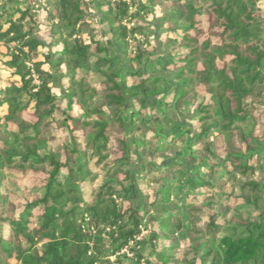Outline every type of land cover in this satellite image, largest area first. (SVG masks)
<instances>
[{
	"label": "trees",
	"instance_id": "16d2710c",
	"mask_svg": "<svg viewBox=\"0 0 264 264\" xmlns=\"http://www.w3.org/2000/svg\"><path fill=\"white\" fill-rule=\"evenodd\" d=\"M0 49V264H264V0H0Z\"/></svg>",
	"mask_w": 264,
	"mask_h": 264
},
{
	"label": "rangeland",
	"instance_id": "374dc122",
	"mask_svg": "<svg viewBox=\"0 0 264 264\" xmlns=\"http://www.w3.org/2000/svg\"><path fill=\"white\" fill-rule=\"evenodd\" d=\"M142 1L144 2V1H146V0H142ZM155 11H156V13H155ZM155 11H154V13H155L154 15H155V16H160V11H158L157 9H156ZM152 19H153V18H150L149 21H152ZM152 37H153V38H151L152 41H156V40L159 39V38H156V37H157L156 34H154ZM158 37H159V36H158ZM137 39L142 40V38H140V37H137ZM0 52H2L1 49H0ZM38 60L40 61V60H42V58L37 59V61H38ZM45 68H47V67L45 66ZM53 93H54L56 96H60V95L63 93V92H62V88L59 87V86L54 87V88H53ZM199 98H201V97H199ZM72 109H73L75 115H78V114H79V109H78V108L73 107ZM256 116L258 117V122H259V124L262 125V123H264V110H258ZM259 128H261V126L258 127V132H259ZM166 142H168V139H166ZM181 149H182L181 146H178V147L176 148V153H177L176 156H177L178 158L181 157V155H180V150H181ZM184 152H185V150H184ZM187 169L189 170V174H190V175H194V174H196V172H197V169L194 168V167L187 166ZM99 181H101V178L99 179ZM4 186H7V188H10V187H8V186H9L8 182L4 183ZM227 193H228V191H227ZM228 201H229V203H232V202L234 201V199L231 197L230 199H228ZM232 204H233V203H232ZM215 210H218V208H215ZM145 234H146V231L143 230V231H142V235H145ZM124 253L126 254V256H127L128 258L131 257V254L128 253L127 251H124Z\"/></svg>",
	"mask_w": 264,
	"mask_h": 264
},
{
	"label": "crops",
	"instance_id": "0c3cea01",
	"mask_svg": "<svg viewBox=\"0 0 264 264\" xmlns=\"http://www.w3.org/2000/svg\"><path fill=\"white\" fill-rule=\"evenodd\" d=\"M158 11H159V10H158ZM155 13H156V11H155ZM39 58H42V57L39 56L38 59H39ZM38 61H39V60H38ZM40 61H42V60H40Z\"/></svg>",
	"mask_w": 264,
	"mask_h": 264
}]
</instances>
